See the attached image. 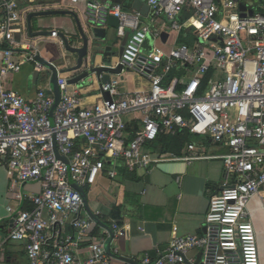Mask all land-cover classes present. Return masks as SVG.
Returning <instances> with one entry per match:
<instances>
[{"label": "built area", "instance_id": "1", "mask_svg": "<svg viewBox=\"0 0 264 264\" xmlns=\"http://www.w3.org/2000/svg\"><path fill=\"white\" fill-rule=\"evenodd\" d=\"M19 1L0 0L7 23L2 33L10 41V25L19 19ZM147 3L154 16L166 15L171 30L194 27L196 43L181 44L168 54L157 47L147 52L152 29L141 21L140 13L126 10L121 3L85 0L92 23L106 27L110 16L119 18V36H129L117 63L148 79V92L122 91L121 81L111 79L102 85L96 102L86 103L71 90L68 78L59 74L61 99L56 106L50 86L39 88L35 98L28 100L7 88L4 76L20 71L28 61L41 74L46 66L37 60L35 50L2 49L0 163L11 178L16 202L8 206L13 227L0 249L8 242L22 243L30 264H111L107 242L124 231L116 223L99 224L101 211L87 210L79 188L94 185L105 170L116 178L120 165L132 170L202 158L200 153L179 155L151 148L162 134L188 130L229 148L219 156L225 182L210 200L204 233L181 235L174 226L166 249L130 264H261L249 204L260 197L264 207V0ZM241 3L245 10L240 9ZM186 8H193L195 15L181 23L179 16ZM52 34L58 36L59 31ZM178 63L196 67L188 84L164 85V73ZM104 92L110 93L111 100ZM127 115L142 122L132 138ZM189 148L194 150L195 145ZM29 183L38 184L40 190L27 191ZM98 225L102 232L95 234ZM192 251L199 256H191Z\"/></svg>", "mask_w": 264, "mask_h": 264}, {"label": "crops", "instance_id": "2", "mask_svg": "<svg viewBox=\"0 0 264 264\" xmlns=\"http://www.w3.org/2000/svg\"><path fill=\"white\" fill-rule=\"evenodd\" d=\"M106 3H121L126 10L140 13L141 21L151 26L152 34L145 46L147 52L157 47L168 54L181 44L193 45L197 41L194 27H183L179 32H175L171 30L166 15L154 16L150 6L149 10L143 13L133 8L134 0H107ZM144 3L148 4L147 0H144ZM17 12L19 19L10 25V41L2 33L3 26L7 23L0 7V71L3 66L4 48L11 46L19 53L35 50L37 55L46 60L55 61V44L62 45L59 37L61 34L70 37L79 32L80 26L87 32L92 26L86 15L85 0L78 3L72 0H20ZM193 15L194 9L186 8L179 20L185 23ZM99 27L111 33L119 45V39L122 37L118 34V27L109 25V22L106 27ZM53 30L59 31L58 36L52 34ZM164 32L168 34L165 39ZM62 67L64 66L59 64V69ZM195 68L194 65L187 67L178 63L164 73V85L176 83L178 88L185 87ZM36 72L35 63L28 61L22 64L20 71L7 73L4 76V84L7 88L20 92L26 99L32 100L39 88L51 87V72L47 70L39 76ZM62 75L68 78L70 74ZM112 79H119L120 88L125 92H148L151 89L148 79L124 68L120 74L113 75ZM100 89L97 82L92 81L71 85V90L79 93L86 103L96 102ZM126 121L132 138L142 122L134 115H127ZM191 144L195 145L194 150L189 148ZM151 148L156 152L179 155L200 153L204 156L190 162L166 161L132 170L120 165L116 178H110L105 170L100 173L94 185L85 188L87 210L90 213L101 211L99 224L104 227L116 223L124 231L122 235H114L107 242L112 252L111 264H130L147 255L156 257L158 250L168 247L174 226L178 227L181 235H202L210 200L222 191L225 168L219 156L229 151L225 145L213 142L207 135L183 130L174 136L160 135L151 143ZM11 185L6 167L0 163V196H3V204H0V242L13 227L8 206L16 202V192L12 190ZM25 189L36 193L40 186L29 183ZM29 207L30 205L26 204V208ZM249 211L258 233L261 264H264V207L260 197H255L250 202ZM101 232L102 227L99 225L94 228L95 234ZM190 255L198 257L199 253L192 251ZM0 264H30L24 245L20 242L6 243L0 249Z\"/></svg>", "mask_w": 264, "mask_h": 264}, {"label": "water", "instance_id": "3", "mask_svg": "<svg viewBox=\"0 0 264 264\" xmlns=\"http://www.w3.org/2000/svg\"><path fill=\"white\" fill-rule=\"evenodd\" d=\"M102 1L107 2V0ZM133 8L146 13L149 10V5L144 3V0H134ZM246 8L244 3L240 4L241 10ZM249 12L253 13V9L251 8ZM91 25L88 32L80 26L79 32L75 35L67 37L65 34H61L59 37L62 45L55 44V61H48L41 55H37V60L51 72L50 85L55 95V106L61 99V89L58 84L59 74H70L68 77V84L70 85L85 84L92 81L97 82L101 88L103 84L110 82L113 75H118L123 71V65L115 60L122 56L129 33L125 36L123 45L120 46L116 44L111 33L101 29L98 25L93 23ZM109 25L118 27L119 18L110 16ZM167 35V32H164L163 38L165 39ZM59 64L64 67L59 69ZM36 74L40 75L38 71ZM103 94L106 99L111 100L109 92ZM79 190L88 209L86 191L82 188Z\"/></svg>", "mask_w": 264, "mask_h": 264}, {"label": "flooded vegetation", "instance_id": "4", "mask_svg": "<svg viewBox=\"0 0 264 264\" xmlns=\"http://www.w3.org/2000/svg\"><path fill=\"white\" fill-rule=\"evenodd\" d=\"M127 34H125L122 38L119 39V45L122 46L124 42V38Z\"/></svg>", "mask_w": 264, "mask_h": 264}, {"label": "rangeland", "instance_id": "5", "mask_svg": "<svg viewBox=\"0 0 264 264\" xmlns=\"http://www.w3.org/2000/svg\"><path fill=\"white\" fill-rule=\"evenodd\" d=\"M125 119H126V117H125ZM2 184V183H1ZM3 197V196H2ZM2 197L0 196V204H3V199H2Z\"/></svg>", "mask_w": 264, "mask_h": 264}, {"label": "trees", "instance_id": "6", "mask_svg": "<svg viewBox=\"0 0 264 264\" xmlns=\"http://www.w3.org/2000/svg\"><path fill=\"white\" fill-rule=\"evenodd\" d=\"M212 79V76H210L208 79H207V81H210Z\"/></svg>", "mask_w": 264, "mask_h": 264}]
</instances>
